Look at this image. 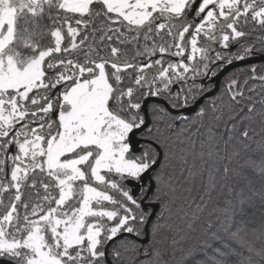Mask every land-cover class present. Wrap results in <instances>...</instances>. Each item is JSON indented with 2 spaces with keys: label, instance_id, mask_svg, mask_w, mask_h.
Instances as JSON below:
<instances>
[{
  "label": "snow or ice",
  "instance_id": "snow-or-ice-1",
  "mask_svg": "<svg viewBox=\"0 0 264 264\" xmlns=\"http://www.w3.org/2000/svg\"><path fill=\"white\" fill-rule=\"evenodd\" d=\"M256 31L264 0H0V264H264V69L216 91Z\"/></svg>",
  "mask_w": 264,
  "mask_h": 264
},
{
  "label": "flooded vegetation",
  "instance_id": "flooded-vegetation-1",
  "mask_svg": "<svg viewBox=\"0 0 264 264\" xmlns=\"http://www.w3.org/2000/svg\"><path fill=\"white\" fill-rule=\"evenodd\" d=\"M253 27H256L258 29V25L250 24L246 30H251ZM258 35H264V32H253L252 36L247 38L248 43H252L255 40V37ZM257 46H259L257 44ZM217 48H219V45H217ZM235 51V48L232 49ZM264 53H259L249 59H245L243 61H237L233 64L229 65L224 71L220 72L218 74V77L216 79V91L218 92L220 90V86L225 80V78L232 73L240 72L243 69L249 68L252 64H256L259 69H264ZM257 60H261L260 62H256ZM223 73V75H221ZM259 81V80H252L250 82ZM215 94V93H213ZM202 102V101H201Z\"/></svg>",
  "mask_w": 264,
  "mask_h": 264
},
{
  "label": "trees",
  "instance_id": "trees-1",
  "mask_svg": "<svg viewBox=\"0 0 264 264\" xmlns=\"http://www.w3.org/2000/svg\"><path fill=\"white\" fill-rule=\"evenodd\" d=\"M261 82L260 81H254V82H250L249 83V87H251V85L252 84H256V85H259ZM257 91H259V88H257ZM255 99H259V97L258 96H256V97H254ZM254 147H255V145H254ZM257 155V157H258V153L256 154ZM253 186L256 188V189H260L261 188V182H260V180H259V178L258 177H253ZM138 194V193H137ZM157 208V211L156 212H159V207L157 206L156 207ZM155 217H153V219H154ZM256 219H257V221L259 220V213H257V216H256ZM177 255L179 256V253H177ZM245 255H247V253H245Z\"/></svg>",
  "mask_w": 264,
  "mask_h": 264
},
{
  "label": "water",
  "instance_id": "water-1",
  "mask_svg": "<svg viewBox=\"0 0 264 264\" xmlns=\"http://www.w3.org/2000/svg\"><path fill=\"white\" fill-rule=\"evenodd\" d=\"M264 60V59H263ZM261 60H257L256 62H260ZM221 75H223V73L221 74ZM155 211H157V208L155 209Z\"/></svg>",
  "mask_w": 264,
  "mask_h": 264
}]
</instances>
